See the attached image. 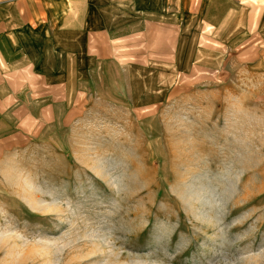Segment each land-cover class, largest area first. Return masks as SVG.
Instances as JSON below:
<instances>
[{
	"label": "rangeland",
	"instance_id": "obj_1",
	"mask_svg": "<svg viewBox=\"0 0 264 264\" xmlns=\"http://www.w3.org/2000/svg\"><path fill=\"white\" fill-rule=\"evenodd\" d=\"M109 1L0 0V264H264V0Z\"/></svg>",
	"mask_w": 264,
	"mask_h": 264
},
{
	"label": "crops",
	"instance_id": "obj_2",
	"mask_svg": "<svg viewBox=\"0 0 264 264\" xmlns=\"http://www.w3.org/2000/svg\"><path fill=\"white\" fill-rule=\"evenodd\" d=\"M129 5H133V12L135 14H141L143 15V18L139 16V25H143L142 21L145 20V25L147 24V14H152L151 12L157 13L159 10H162V3L163 0H160L161 5L160 7L157 5L158 1L157 0H152V4L154 2V8L152 6L147 7L143 6V1L142 0H125ZM110 1L107 0L105 4H108ZM111 3V2H110ZM99 5V4H98ZM97 5V0H90L89 4L86 3V8H84V13L82 17V25H81V31L78 32L77 35V40L81 38L82 42H85L86 44H98V43H107L109 42H115L119 41L123 36H126L125 34H116L113 32L111 29L113 26H117L118 24L124 25V23H115L113 22V17L114 15L109 12V8L106 7H98ZM69 5L66 6V10H69L70 8L68 7ZM130 15L129 17H131ZM130 21L133 18H129ZM91 46H88L90 48ZM93 47V46H92ZM87 48V47H86ZM85 49L82 50L84 52ZM88 52V49H86ZM81 52V53H82ZM85 53V52H84ZM83 53V57L84 56ZM89 53V52H88ZM93 58L99 57V53L97 54V57L94 55H91ZM101 57L103 59L110 58L111 55H109L106 51V53H102Z\"/></svg>",
	"mask_w": 264,
	"mask_h": 264
}]
</instances>
